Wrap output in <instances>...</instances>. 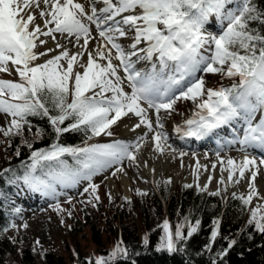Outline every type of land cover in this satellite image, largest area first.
<instances>
[{
  "label": "snow or ice",
  "instance_id": "obj_1",
  "mask_svg": "<svg viewBox=\"0 0 264 264\" xmlns=\"http://www.w3.org/2000/svg\"><path fill=\"white\" fill-rule=\"evenodd\" d=\"M37 15L42 23L36 22ZM207 26L215 30L209 31ZM262 26L264 10L255 0H89L88 9L78 0H0V71H9L11 65L19 77L17 81L0 79V113L11 117L7 127L0 126V132L6 137L22 135L25 126L31 131L29 117L42 116L56 136L48 147L31 151L30 162L22 164L23 174L6 182L11 186L20 180L33 191L55 196L57 184L74 187L86 180L89 184L84 192L95 193L98 185L91 183L92 178L113 166H117L115 172L122 171L125 160L135 162L149 134L156 151L171 148L160 114L173 111L178 100L194 105L192 116L175 128L181 138H219L220 130L227 127L232 137L227 144L239 143L241 151L254 148L264 153ZM129 33L132 42L126 48L119 41ZM57 34L75 51L60 43ZM48 39L56 41L55 48L38 51ZM42 57L48 58L39 62ZM141 62L150 67L138 69ZM198 73L220 74L233 83L206 87ZM125 80L130 92L125 90ZM149 110H154L155 121ZM130 115L139 118L133 131L142 126L147 129L133 141L85 142L84 146L60 143L61 135L74 131H84L88 140L111 137L112 127ZM66 121L70 122L65 126ZM42 134L37 129L36 135ZM66 156L72 158V164ZM216 156L221 173L227 172V182L248 180L247 196H232L249 205L259 195L255 181L264 158L258 161L245 155L238 162L222 157L219 151ZM199 167L207 171V166ZM211 167L216 169L217 164ZM13 171L0 170V178ZM212 179L210 175L208 181ZM219 182L226 183L224 175ZM165 183H171L170 178ZM196 187L207 191L208 184ZM220 191L209 194L218 196ZM4 199L6 194L0 191V202ZM56 207L59 209V203ZM261 207L258 204L251 210L248 224L264 234V215H258ZM14 211L18 214L21 209ZM185 223L186 231L185 225H176L173 232L164 220V235L156 250L178 251L198 231L201 220L190 222L185 217ZM219 224V220L213 221L212 243ZM144 243L147 246V238ZM212 243L207 246L209 251ZM235 243L231 240L228 249ZM228 249L218 256L226 255ZM118 254L127 257V248L117 244L107 260L101 256L94 264H110Z\"/></svg>",
  "mask_w": 264,
  "mask_h": 264
},
{
  "label": "trees",
  "instance_id": "obj_2",
  "mask_svg": "<svg viewBox=\"0 0 264 264\" xmlns=\"http://www.w3.org/2000/svg\"><path fill=\"white\" fill-rule=\"evenodd\" d=\"M255 3L260 10H264V0H255ZM29 120L31 131L25 126L22 135L10 136L11 147L6 152L7 159L0 166V170H14L0 178V191L6 194V199L0 202V264H94L99 257L89 259L80 247L76 248L75 253L69 254L70 258L52 249L38 256L31 244L18 241L8 232L14 214V207L9 198L21 181L17 180L11 186L6 181L23 174L22 164L30 162L31 151L48 147L56 138L47 117L35 116L29 117ZM69 122L66 121L65 126ZM37 129L43 130L42 136L36 135ZM87 136L84 131L64 133L60 137V143L83 146L85 142L90 141ZM25 141L32 144L31 149ZM65 159L70 164L73 163L71 157L66 156ZM37 174H40L39 171ZM165 182L157 183V188L146 190L135 187L133 199L124 198L122 206L117 210L119 213H113V218L116 222L118 220V223H110V228L115 233L117 243L111 247L109 254L120 244L127 248L128 255L124 257L118 254L110 264H264V234L256 232L248 224L251 210L254 209L251 203L244 205L240 199H234L226 186L218 196H212L208 189L200 191L185 185L175 188L172 181ZM239 195L242 194H237ZM132 211L139 215L140 224L133 217ZM185 217L190 222L201 220L198 231L183 241L179 250L174 253L157 251L160 238L164 235L162 221L168 220L173 232L176 225H185L186 231ZM214 220H219L220 224L219 234L212 243L210 235ZM92 226L95 227L94 224ZM94 238L98 244L101 243L96 231ZM145 238L148 240L147 246L144 243ZM231 240L236 243L228 249ZM210 243L211 251L207 249ZM223 249H228L227 254L218 256ZM74 260H77V263H74Z\"/></svg>",
  "mask_w": 264,
  "mask_h": 264
},
{
  "label": "rangeland",
  "instance_id": "obj_3",
  "mask_svg": "<svg viewBox=\"0 0 264 264\" xmlns=\"http://www.w3.org/2000/svg\"><path fill=\"white\" fill-rule=\"evenodd\" d=\"M38 17L39 16H37V18ZM208 29L209 28H207V30ZM132 35V33H129V37L122 38L123 43L129 44L131 42L130 36ZM43 47L44 46H41L38 51H44L45 47ZM39 62H43V57ZM120 74L122 77L124 76L122 71ZM199 75L203 77L206 87H227L233 82L232 79L220 74L200 73ZM0 79L17 81L19 77L14 69L9 68V71H0ZM124 87L130 90L127 81H125ZM193 111L194 105L191 101L178 100L174 105L173 111L169 113L162 110L160 115L163 122L167 121L169 125H173L184 122L190 118ZM258 117L259 116H257V119ZM10 120V116L0 113V126L7 127ZM122 130L123 126L121 122L118 121L111 129L113 133L111 137L101 135L91 139L88 144L112 142L124 133ZM221 141L225 143L223 139ZM197 143L198 142H196V144ZM237 144L240 145L239 143ZM209 145L211 149L215 148L214 144L208 143L207 146ZM10 147V136L6 137L0 132V166L7 159L6 152L10 150ZM210 148L200 149L198 152L201 154L203 153L205 158L209 159L212 153ZM226 149L224 153L228 154L230 149H228V146ZM255 155L257 158L259 157L258 154ZM260 157L264 158V155L261 154ZM123 163L127 165V169L130 173H133V167L130 165V161L125 160ZM116 167L117 166H113L112 168L105 169L92 178L91 183L98 185L95 193L91 190L84 192V189L88 187L89 184L86 180H82L74 187H64L57 184V194L55 196L33 191L21 181L9 198L14 210L17 207L21 209L18 214L14 211L12 225L15 224L16 227H12L11 225L8 230L9 234L18 241L20 240L27 244H31L38 256H42L45 251L52 249L68 257L70 256L69 254L76 252L77 247H80L83 252L87 253L89 259L96 256L100 257L99 255H103L107 258L110 256L111 247L117 243L115 233L113 229L111 230L110 228V223H113V225L118 223V220L117 222L114 220L113 213H119L117 210L122 206V200L124 198L128 200L133 199L136 191L135 187L145 190L151 187L157 188V183L165 182L170 178L175 188L191 184L194 189L200 190L196 187V180L191 179L190 181H184L183 176L176 178L173 173L168 171L167 174L157 180L156 184L154 183L150 187L144 186L141 181L132 177V193L131 195H127L120 189L110 187L108 176L111 175L117 184L121 181L122 171L115 172ZM113 172H115V175ZM225 181L226 183L223 185L219 182L217 189L221 190L226 186L230 194L236 193L247 196L248 186L246 188L241 186L239 189H232L229 187V182H227L226 179ZM217 189L212 190L208 185V190L211 192ZM97 196L99 199H96ZM57 203H59V209L56 207ZM251 204L254 208H256L258 204L261 205L262 207L258 215H264V203L260 201L259 195L253 197ZM131 213L140 224L139 215L135 211ZM25 224H27V227H24ZM92 224H94L95 227H93ZM95 231L101 239V243L99 244L94 238ZM104 250L105 252H101ZM74 263H77V260H74Z\"/></svg>",
  "mask_w": 264,
  "mask_h": 264
},
{
  "label": "bare ground",
  "instance_id": "obj_4",
  "mask_svg": "<svg viewBox=\"0 0 264 264\" xmlns=\"http://www.w3.org/2000/svg\"><path fill=\"white\" fill-rule=\"evenodd\" d=\"M78 2L83 3L85 5V8H89V0H78ZM40 9H34L35 12H38ZM38 16V15H37ZM37 23H42V18L38 17L36 19ZM209 28V27H207ZM209 31H214L213 28H209ZM96 35V33H93ZM58 41L64 45H66L70 50L75 51V49L72 47V45L68 44V41L63 39L62 37L57 34ZM129 37V36H128ZM131 42H132V36H130ZM47 39V38H46ZM122 43L126 48L128 45L131 44H125L123 43V39L119 41ZM56 41H52L51 39H48V42L46 45H44L45 49L47 48H55ZM95 44H90L91 48H95ZM43 47V48H44ZM59 50H57L58 52ZM48 57H43L44 59H47ZM86 60V57H85ZM116 62V61H114ZM147 67H150L147 62H141L137 65L138 69H145ZM10 69H14L11 65H9ZM17 77V76H16ZM126 81V80H125ZM126 91H129V89L125 88ZM149 115L152 117L153 121H155V114L154 110H149ZM139 118L134 116H129L122 118L120 120L124 133L120 135L117 139H122L126 141H133L137 137L144 134L147 129L145 127H141L139 129H136L133 131V125L135 123H138ZM184 122H179L177 124L169 125L167 121H164V130L167 132L169 136L168 143L171 145V148L166 149L163 153L158 152L154 149V142L151 139V134H149L145 141L143 142V145L140 149V151L137 153V159L135 162L130 161V165L133 167V173H130V171L127 169V165L122 163V173H121V181L119 184L116 183L114 178L110 175L108 176L110 187L115 189L122 190L123 193L127 195H131L132 189H131V183H132V177H134L136 180H139L143 183L144 186L150 187L154 183L156 184L157 180L165 174H167L168 171L173 173L176 178L183 176L184 181H190L191 179L196 180V185L199 184L201 187L204 184H208L212 190L217 189V186L220 181V176L224 175L225 179L227 180V172L221 173L220 171V163L217 160L216 153L219 151L220 155L222 157H233L238 162L245 156L248 155L250 157H255L258 161L262 157H256L255 154H257L256 150L254 148H248L246 151H241V145L231 144L226 145L222 143V138H218L214 141L215 148L211 149L210 145L207 146V142L212 144L211 137L204 138L197 140L195 138H181V135L178 134L175 131V128L177 125H183ZM198 142L196 144V142ZM217 142V143H216ZM228 146V149H230V152L228 154H225L224 152L227 150L226 147ZM205 148H210V151L212 152L210 154V158H205V155L200 152H198L200 149L203 150ZM175 149V151H173ZM233 149V150H232ZM180 152L186 153L184 156H180ZM195 153V155H193ZM260 154L264 155V153L259 152ZM197 161L199 163H197ZM217 164L216 169H212L213 163ZM200 165L207 166V171H205L203 168L199 167ZM225 168L227 167L226 161H225ZM197 173H198V179H197ZM212 176L213 179L211 182L208 181V177ZM249 175V174H246ZM259 177V178H258ZM258 179V181H257ZM260 179V180H259ZM262 180V183H261ZM108 182V181H107ZM264 167L260 166L259 174L256 178V187L259 193V199L261 202L264 203ZM104 185V184H103ZM229 187L232 189L239 187L246 188L248 186V180H241L239 184L229 182ZM133 196V195H132Z\"/></svg>",
  "mask_w": 264,
  "mask_h": 264
}]
</instances>
